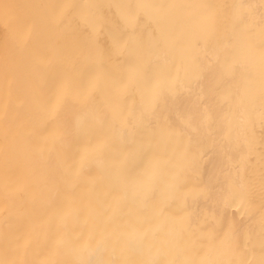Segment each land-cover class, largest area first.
Masks as SVG:
<instances>
[{"label": "bare ground", "instance_id": "1", "mask_svg": "<svg viewBox=\"0 0 264 264\" xmlns=\"http://www.w3.org/2000/svg\"><path fill=\"white\" fill-rule=\"evenodd\" d=\"M0 264H264V0H0Z\"/></svg>", "mask_w": 264, "mask_h": 264}]
</instances>
